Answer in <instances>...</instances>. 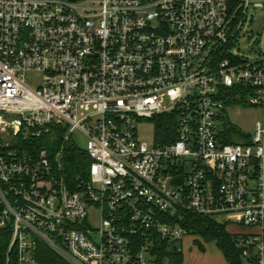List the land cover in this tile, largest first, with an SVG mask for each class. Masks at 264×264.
I'll use <instances>...</instances> for the list:
<instances>
[{
  "label": "built area",
  "instance_id": "built-area-1",
  "mask_svg": "<svg viewBox=\"0 0 264 264\" xmlns=\"http://www.w3.org/2000/svg\"><path fill=\"white\" fill-rule=\"evenodd\" d=\"M257 10L264 0H0V228L15 264H38L40 244L66 264H153L154 241L185 236L182 212L255 229L236 244L262 264L264 58L241 48ZM229 88L257 113L233 143ZM164 114L158 137L138 136ZM67 144L90 160L70 181Z\"/></svg>",
  "mask_w": 264,
  "mask_h": 264
},
{
  "label": "trees",
  "instance_id": "trees-1",
  "mask_svg": "<svg viewBox=\"0 0 264 264\" xmlns=\"http://www.w3.org/2000/svg\"><path fill=\"white\" fill-rule=\"evenodd\" d=\"M224 103L226 105H239L247 107L246 95H243L238 88L223 89ZM150 120L155 122V133L158 137L159 133L166 130V126L170 124L173 119L170 115L164 114L153 117ZM223 127L225 132L224 142H235L232 138V132H239L230 121L227 114L224 113L222 117ZM49 137H44L36 142L37 146L48 144ZM158 139V138H157ZM59 144V135H56L55 143ZM65 165V176L67 180H73L77 176H84L89 165V158L85 152L78 149L72 144H67L65 147V156L63 158ZM185 235H194L201 238L204 242H215L217 248L222 252L224 258L229 264H243L244 260L253 264L254 255L253 251L249 257L243 258L241 250L237 246V241L240 237L245 236V233H232L227 230L230 225L227 222L218 221L214 217L194 214L191 212H182L179 221ZM10 240L9 227L0 228V264H15L13 253H8V244ZM195 243L199 248H203L202 243L196 239ZM37 260L38 264H66V262L58 256L55 252L47 246L40 244L38 247ZM151 255L155 259L153 264H162L164 260L170 264H182L183 254L178 245L169 243L167 241H154V246L151 249ZM8 259V262H7Z\"/></svg>",
  "mask_w": 264,
  "mask_h": 264
},
{
  "label": "rangeland",
  "instance_id": "rangeland-1",
  "mask_svg": "<svg viewBox=\"0 0 264 264\" xmlns=\"http://www.w3.org/2000/svg\"><path fill=\"white\" fill-rule=\"evenodd\" d=\"M253 13V9H249L248 16ZM243 31L245 39L241 40V48L247 52L248 49L252 48L261 53V57L264 58V11L257 10L253 16V20L249 23V20L245 21ZM242 110L237 113L236 110L227 113L229 121L237 127L238 131H244L247 133L251 132L252 123L257 115L256 111L248 109L246 107H240ZM234 112V113H233ZM138 136L141 139L152 142L155 133V122L152 120H141L137 123ZM163 132V131H162ZM239 133L232 132V138L239 140ZM72 140L75 141L76 145L83 147L85 145V139L78 133L72 134ZM215 219L220 221L221 216H215ZM230 230L236 229L234 226H229ZM196 238L194 235H185L180 242L177 243L178 248L182 250L183 264H196L197 262L207 263L208 259H213L216 256L218 249L213 245L212 242L204 244L203 248L195 243ZM200 241V240H199ZM202 241V240H201ZM219 253V252H218ZM154 261L155 256H152ZM162 264H170L164 260Z\"/></svg>",
  "mask_w": 264,
  "mask_h": 264
},
{
  "label": "crops",
  "instance_id": "crops-1",
  "mask_svg": "<svg viewBox=\"0 0 264 264\" xmlns=\"http://www.w3.org/2000/svg\"><path fill=\"white\" fill-rule=\"evenodd\" d=\"M227 230L230 231V232H232V233H253V232H255V229H249V230L234 229V230H230L229 229V226L227 227ZM195 237L196 238H199V240H200V242L202 243L203 246H204V244H207L208 243V242L201 241V238L198 237V236H195ZM212 243L217 248L215 242H212ZM218 252H216V256L213 259H208V262L207 263H205V262L204 263L197 262L196 264H229L226 261V259L224 258L222 252L219 249H218ZM183 262H182V264H183ZM243 264H251V263L249 261H247V260H244L243 261ZM262 264H264V250H263V254H262Z\"/></svg>",
  "mask_w": 264,
  "mask_h": 264
}]
</instances>
